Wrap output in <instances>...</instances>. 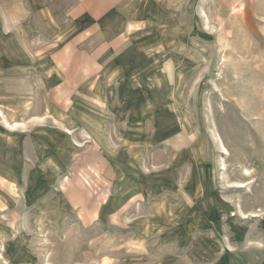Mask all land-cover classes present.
Here are the masks:
<instances>
[{"label": "rangeland", "instance_id": "374dc122", "mask_svg": "<svg viewBox=\"0 0 264 264\" xmlns=\"http://www.w3.org/2000/svg\"><path fill=\"white\" fill-rule=\"evenodd\" d=\"M0 264H264V0H0Z\"/></svg>", "mask_w": 264, "mask_h": 264}]
</instances>
